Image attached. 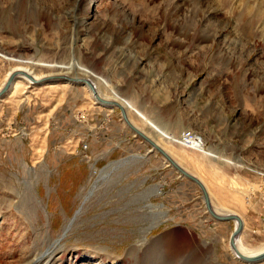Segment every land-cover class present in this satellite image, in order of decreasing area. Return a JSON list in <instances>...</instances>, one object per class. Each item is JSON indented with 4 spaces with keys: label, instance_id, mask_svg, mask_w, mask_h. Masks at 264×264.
I'll return each mask as SVG.
<instances>
[{
    "label": "rangeland",
    "instance_id": "obj_1",
    "mask_svg": "<svg viewBox=\"0 0 264 264\" xmlns=\"http://www.w3.org/2000/svg\"><path fill=\"white\" fill-rule=\"evenodd\" d=\"M17 67L97 84L181 168H199L186 172L213 208L239 211L241 246H264V0H0V89ZM14 83L0 98V264H171L174 233L208 264H245L229 248L234 222L211 218L118 108L84 85Z\"/></svg>",
    "mask_w": 264,
    "mask_h": 264
},
{
    "label": "bare ground",
    "instance_id": "obj_2",
    "mask_svg": "<svg viewBox=\"0 0 264 264\" xmlns=\"http://www.w3.org/2000/svg\"><path fill=\"white\" fill-rule=\"evenodd\" d=\"M73 65H75V62L74 61L72 62V64L68 68L69 71H73L74 70L73 69V67H74ZM61 77H63L64 80L63 79H60ZM7 78L8 79L5 82V84H7L9 78H13V79H12V82L10 83V85L8 86V88L6 89V91L2 95H0V98L9 90V88L12 86V84L13 85L15 84L14 81L17 78H21V79L23 78L25 81H27L29 83H32V84H35V85H41V84H44V83H47V82H58V81L66 82V83H70V84H75V85L76 84L77 85H84L85 87H87L90 90L91 94L93 95L92 97L99 104H101L103 106H106V107H115V108H118V106H121V104H119V103H117L115 101L105 100L102 97V95H101V93L99 91V88H98V85L97 84H95L94 82H92L88 78L78 77V76H76V74H74V75H69V74L54 75V76H48V77H45V78H39V77H37V75L32 74L29 69L24 68V67H17V68H14V69H12L10 71V73L8 74V77ZM73 78L78 79V80H82L83 82L82 83L71 82V80ZM5 84H4V86H5ZM4 86H3V88H4ZM3 88L0 89V92L3 91ZM123 111H124L125 117L127 119V122L129 123V126L128 125L127 126L131 130H132L131 127H133L134 130L136 129V132H134L132 130L136 134V136L140 137L141 139H143L142 138V135L145 136L155 146H157L160 150H162L163 152H165L157 143H155V141H153L151 138H149L145 134H143L140 130H138L137 128H135L131 124V122L128 120V117H127V114H126V111H125L124 108H123ZM139 133L141 135H139ZM144 141L148 144V142L146 140H144ZM151 148L157 152L156 148H153V147H151ZM157 153L159 154V152H157ZM165 154L167 156H169L166 152H165ZM164 159L166 160V158H164ZM166 161L170 164V166L177 173H179L180 175H182L186 179L190 180L189 178H194L199 184H201V186L204 188V190L207 193V189L205 188V185L203 183V180H201L200 178H197V177L193 176V174L191 175L188 172H186V170L182 169L172 159H171V161L174 162V165L171 162H169L168 160H166ZM191 182H193V183H195L197 185V183L194 182L193 180ZM198 188H199V186H198ZM200 191H201V189H200ZM207 195H208V193H207ZM208 199H209L211 211L215 215H217L219 217H230V218H232V220H230V221H233L234 224H235L234 230L232 231V233L230 235V239H229V248L231 249L234 257L236 259L242 261V262H243V260L244 261H248V259L249 260H255L257 258L264 257V246L258 247L256 249H247V248H245V247H243V246H241L239 244L240 241L237 238L241 235V232H242V229H243L242 219L240 217H238L237 215L232 214V212L231 213H226L223 210L213 208L212 205H211V201H210L209 195H208ZM202 200H203V196H202ZM203 203H204V201H203ZM204 206H205V204H204ZM205 209H206V212L208 213L207 208H205ZM159 222H160V219H159V216L157 215L153 219L152 228H154L156 226V224H158ZM238 226H241V230H240L239 234L234 238L233 244H231V237H232L233 233L235 232V230L238 228ZM162 247L164 248L165 252L167 253V257L170 259L169 262L171 264L177 263V262H181L183 260V258L186 257L185 254L190 253V252L192 254L190 256L193 257V258H191V261L189 263H186V264H208L207 263V258H206V249L204 248V245H201L200 243L192 240V238L187 237V236H184L182 234H176V233H174V234H171V236L169 235L167 238H165V240H164V242L162 244ZM263 260H262V262H263ZM35 262L36 261H34L33 263H35ZM256 263H259V262H256ZM256 263H251V262L248 263V262H246L245 264H256Z\"/></svg>",
    "mask_w": 264,
    "mask_h": 264
},
{
    "label": "water",
    "instance_id": "obj_3",
    "mask_svg": "<svg viewBox=\"0 0 264 264\" xmlns=\"http://www.w3.org/2000/svg\"><path fill=\"white\" fill-rule=\"evenodd\" d=\"M12 79H13V78H9L7 84H5V86H4V88H3V91L0 92V95H2V94L6 91V89L8 88V86L10 85V83L12 82ZM60 79H63V80H64L63 77H61ZM71 82L82 83L83 81H82V80H78V79L73 78V79L71 80ZM118 108H119V111H120V113H121V116H122L123 120H125L126 124L129 126V123L127 122V119H126V117H125V114H124L123 108H122L121 106H118ZM131 128H132V130H133L134 132H136V129L134 130L133 127H131ZM139 135H141V134L139 133ZM142 138H143L144 140H146V141L148 142V144H149L151 147L156 148V150H157V152H159V154H161L164 158H166V160H168L169 162H171V163L174 165V162L171 161L170 157L167 156V155L165 154V152H163L162 150H160L157 146H155V145H154L149 139H147L145 136L142 135ZM188 178H189V177H188ZM189 179H190L191 181L193 180L194 182H196L197 185L199 186V188L201 189V193H202V196H203V201H204V204H205V208H207L208 214L211 216V218H213V219L216 220V221H220V222H222V221H230V220H232V218H230V217H219V216L215 215V214L211 211L210 203H209V199H208V195H207L206 191L204 190V188H203V187L201 186V184H199L194 178H189ZM240 230H241V226H238V228L235 230V232L233 233V235H232V237H231V244H233V242H234V238L239 234ZM263 259H264V257H260V258H257V259H255V260H249V259H248V261H244V260H243V263H244V262H245V263H246V262H248V263H249V262H251V263H256V262H261Z\"/></svg>",
    "mask_w": 264,
    "mask_h": 264
},
{
    "label": "crops",
    "instance_id": "obj_4",
    "mask_svg": "<svg viewBox=\"0 0 264 264\" xmlns=\"http://www.w3.org/2000/svg\"><path fill=\"white\" fill-rule=\"evenodd\" d=\"M94 107H96V106H94ZM179 132H181V131H179ZM117 133H119L118 131H117ZM124 135H126L125 133H123V136ZM115 147H118L117 145H115ZM120 148H118L117 150H119ZM170 157V156H169ZM171 158V157H170ZM182 165V167L184 168V170H188L189 169V167L190 168H192L191 170H188L189 172H191V173H195L196 171H199V168H195L194 166H192L193 164H191L190 166L189 165H187V164H181ZM182 168V169H183ZM237 168V167H236ZM194 169V170H193ZM198 169V170H197ZM196 170V171H195ZM222 198V197H221ZM233 214H239V211H231Z\"/></svg>",
    "mask_w": 264,
    "mask_h": 264
},
{
    "label": "built area",
    "instance_id": "obj_5",
    "mask_svg": "<svg viewBox=\"0 0 264 264\" xmlns=\"http://www.w3.org/2000/svg\"><path fill=\"white\" fill-rule=\"evenodd\" d=\"M192 136L193 135L191 133H189V132H186L183 135H181V138H183L182 140L184 141V144L186 146L190 147V140H191ZM83 148L85 149L86 147L84 146Z\"/></svg>",
    "mask_w": 264,
    "mask_h": 264
}]
</instances>
